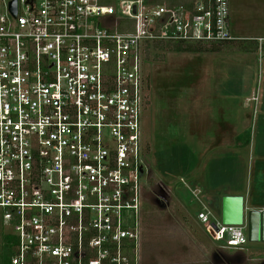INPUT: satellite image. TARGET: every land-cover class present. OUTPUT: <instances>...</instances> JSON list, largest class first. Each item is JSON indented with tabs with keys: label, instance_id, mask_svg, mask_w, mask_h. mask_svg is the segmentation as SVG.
Segmentation results:
<instances>
[{
	"label": "built area",
	"instance_id": "1",
	"mask_svg": "<svg viewBox=\"0 0 264 264\" xmlns=\"http://www.w3.org/2000/svg\"><path fill=\"white\" fill-rule=\"evenodd\" d=\"M11 1L0 7L8 264H141L149 50L253 40L261 55L264 35H235L229 0H17L16 16ZM197 218L222 247L245 248L246 222L224 224L204 204Z\"/></svg>",
	"mask_w": 264,
	"mask_h": 264
},
{
	"label": "rangeland",
	"instance_id": "2",
	"mask_svg": "<svg viewBox=\"0 0 264 264\" xmlns=\"http://www.w3.org/2000/svg\"><path fill=\"white\" fill-rule=\"evenodd\" d=\"M229 1L233 33L264 35V0ZM189 44L190 49L183 44V50H177L174 44L154 47L145 60L147 106L142 128L150 173L147 177L145 170L142 178L141 264H209L215 253L225 252L222 245L230 244L227 237L218 238L211 222L204 224L197 218L202 204L221 217L225 188L241 190L248 207L264 206V156L255 153L264 152V137L257 146L252 143L258 121L264 122V53H241L225 43ZM210 103L216 109L221 106L225 126L238 121L240 129L252 127L248 146L236 150V133L225 134L226 128L218 124L210 127L209 135H214L211 140L205 136V121L213 117ZM189 122L197 123L193 124L199 136L196 140H189L186 133ZM220 147L222 156L213 155ZM201 152H209L211 157ZM236 152L243 160L233 157ZM248 160L254 163L252 169ZM184 183L200 191V199L194 198ZM160 189L165 191V199L158 197ZM244 246L245 253L264 257V242L247 241Z\"/></svg>",
	"mask_w": 264,
	"mask_h": 264
},
{
	"label": "crops",
	"instance_id": "3",
	"mask_svg": "<svg viewBox=\"0 0 264 264\" xmlns=\"http://www.w3.org/2000/svg\"><path fill=\"white\" fill-rule=\"evenodd\" d=\"M235 35H238V36H243V35H239V34H236V33H234ZM259 36H261V35H259ZM258 53H259V50L257 51ZM264 52V51H263ZM242 53V52H241ZM210 88H212V87H210ZM212 91L214 92V89L212 88ZM236 96V95H235ZM260 97H261V93H260ZM210 100H211V98H209ZM246 99H249L248 97H246ZM245 99V101H246V103H249V101L248 100H246ZM212 101V100H211ZM193 103V102H192ZM211 104V106H209L211 109H212V111L210 112V113H213V117H210V119L209 120H211V122H213L212 124L211 123H209V122H207V121H209L208 119H206L207 121H205V127L202 129V130H204L205 131V136H207V138H209L210 140L212 139V137L214 136H210L209 134H210V127L211 126H213V127H215V124H218V125H220V127L222 126V127H225L226 128V130L224 131L225 132V134H228V133H230L231 134V132L232 131H234L233 133H236V134H234V139H235V141H236V143L234 144V146L236 147L235 149L237 150V148L238 149H243L244 147H246V146H248L250 143H251V139H252V127L251 128H249V127H246V128H244V129H240V128H238L239 126H241V124H239V122L237 121L238 119L236 118V121L237 122H235L234 121V123L233 122H230V125H229V127H227V126H225L226 125V122H227V120L225 121V119H222V117H221V115H222V111H221V106L218 108V109H216V108H214L215 107V104H212V103H210ZM191 106H193V104H190ZM195 106V105H194ZM208 106V105H207ZM205 107H206V105H205ZM262 107H264V102H262ZM218 110V111H217ZM218 114H219V117H218ZM239 119H243V117L242 118H240L239 117ZM229 122V121H228ZM260 121H258V124H257V127H258V129H257V135H256V137H255V140L254 141H252V143H253V145H258V141L260 140V139H263V137H264V122L263 121H261L260 123H259ZM193 124H197V123H192V122H189V126H188V130L186 131V133H187V135H188V137H190L189 138V140L190 139H198V137L199 136H197V133H196V131H195V126L193 125ZM221 127V128H222ZM233 128H234V130H233ZM240 130V131H239ZM223 132V133H224ZM254 133H255V131H254ZM233 135V134H232ZM196 136V137H195ZM204 136V137H205ZM144 137H145V135H144ZM247 138H249V141H247ZM145 140V139H144ZM204 141V140H203ZM208 139H205V142L206 143H208ZM144 143H145V141H144ZM146 145V144H145ZM255 146V147H256ZM204 149V148H203ZM233 149V148H232ZM231 149V150H232ZM207 150V149H206ZM197 151H200V150H197ZM208 151V150H207ZM223 150H221V147H220V149H218L217 150V152H215V153H213V155L215 154V155H219V157L220 156H222V152ZM237 154H235V155H233V157H236V158H240V159H242L243 160V156H240L239 155V152H236ZM249 153V152H248ZM256 154H257V157L258 156H264V152H255ZM201 154L202 155H204V157L206 156V158L208 157V156H210L211 157V155H209L210 153L209 152H201ZM212 155V156H213ZM209 158V157H208ZM214 158V157H213ZM248 163H250V165H249V167H250V169H252V165L254 164L252 161H249L248 160ZM212 186H214L215 187V185L213 184ZM192 188V187H191ZM216 188V187H215ZM226 189L227 188H225V194H241V195H244L243 193H241V192H239V191H241V190H239V191H237V192H232L233 190H231V189H227V191H226ZM224 194V195H225ZM245 196V195H244ZM245 199H246V197H245ZM248 207V206H247ZM248 208H251V207H248ZM258 209H264V206H262V207H260V208H258Z\"/></svg>",
	"mask_w": 264,
	"mask_h": 264
},
{
	"label": "water",
	"instance_id": "4",
	"mask_svg": "<svg viewBox=\"0 0 264 264\" xmlns=\"http://www.w3.org/2000/svg\"><path fill=\"white\" fill-rule=\"evenodd\" d=\"M10 10L17 15V0H12ZM144 169L141 168V176ZM221 219L224 224L242 225L246 222L248 240L264 242V209L247 208L241 194H225L221 197Z\"/></svg>",
	"mask_w": 264,
	"mask_h": 264
},
{
	"label": "trees",
	"instance_id": "5",
	"mask_svg": "<svg viewBox=\"0 0 264 264\" xmlns=\"http://www.w3.org/2000/svg\"><path fill=\"white\" fill-rule=\"evenodd\" d=\"M170 2H178L180 0H168ZM183 1V0H181ZM191 42H175V43H157L153 45L154 47H161L164 44H174L177 50H183V44H186L187 48L190 49V44ZM225 43V44H224ZM224 45L233 47L236 46L239 52L242 53H255L260 49V45L258 44L257 41H251V40H242V41H232V42H224ZM228 43V44H226ZM237 45H234V44ZM262 50L264 51V44L261 46ZM196 51L197 49H192ZM150 51V50H149ZM247 141H249V138H247ZM1 230V229H0ZM1 235V250H0V263L1 264H8L10 262L11 256L13 255V245L15 244V237L11 235H7L2 230L0 231Z\"/></svg>",
	"mask_w": 264,
	"mask_h": 264
},
{
	"label": "flooded vegetation",
	"instance_id": "6",
	"mask_svg": "<svg viewBox=\"0 0 264 264\" xmlns=\"http://www.w3.org/2000/svg\"><path fill=\"white\" fill-rule=\"evenodd\" d=\"M147 170V177L150 173V170L148 167L144 168V172ZM143 172V175H144ZM142 175V178H143ZM145 184H143V189H144ZM160 194L158 195L159 198L165 199V191L163 189H160ZM144 199V196H143ZM158 201H160L158 199ZM163 203H168V201H164ZM249 241V240H248ZM224 248V247H223ZM227 249L225 252H217L213 255V261L210 262L209 264H254L252 261L256 260H261L260 264H264V257L259 258V257H254L251 256V254H247L244 252L246 250V247L244 249H229V248H224ZM261 255L264 256V253H261ZM208 264V263H206Z\"/></svg>",
	"mask_w": 264,
	"mask_h": 264
}]
</instances>
